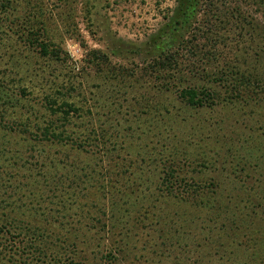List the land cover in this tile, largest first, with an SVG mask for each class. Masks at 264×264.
Here are the masks:
<instances>
[{"label":"rangeland","instance_id":"374dc122","mask_svg":"<svg viewBox=\"0 0 264 264\" xmlns=\"http://www.w3.org/2000/svg\"><path fill=\"white\" fill-rule=\"evenodd\" d=\"M176 6L177 0H12L13 16L27 18L50 50L62 51L60 57L44 56L19 35L2 33L0 25V80L30 93L20 97L26 109L18 110L41 121L44 97H59V88L85 109L69 135L86 140L103 126L116 147L105 145L87 156L66 145L31 143L29 137H7L11 142L3 145L6 138L0 137V220L35 216L37 225H45L54 214L59 228L80 239L87 237L85 226L92 227L89 236L102 238L96 249L103 253L127 236V253L119 254L117 264H264V103L195 110L160 94L151 76L153 38L173 20ZM248 10L264 23L262 9ZM250 40L237 35L218 51L235 60L240 49L251 50ZM160 102L171 117L145 116L148 104L156 108ZM224 160L238 166L236 180L232 172H216ZM173 162L182 177L195 176L203 188L212 187L209 178L219 174L224 189L236 188L233 199L227 192L220 204L204 207L156 192L146 202L144 191L160 187L162 171ZM151 163L154 173L146 167ZM109 216L108 238V228L97 222ZM9 232L0 228V264H52L28 246V232L19 240V231ZM65 247L52 249L62 253Z\"/></svg>","mask_w":264,"mask_h":264},{"label":"trees","instance_id":"16d2710c","mask_svg":"<svg viewBox=\"0 0 264 264\" xmlns=\"http://www.w3.org/2000/svg\"><path fill=\"white\" fill-rule=\"evenodd\" d=\"M256 7L264 11V0H177L173 20L163 30L164 32L161 31L153 38V56L148 53L153 59L151 76L158 82L160 94L168 96L171 94L177 97L181 104H185L186 109L195 110L213 111L230 104L241 103L243 107L262 105L264 103V56H262L264 55V23L250 16L249 10L245 11V8ZM0 8L2 33L10 32L17 37L19 35L25 40L27 47L38 48L44 56H62L60 47L50 50L49 44L39 39L40 36L35 32L33 24L28 25L27 18L13 16L15 9L12 7V0H1ZM6 13L9 16L4 17ZM8 18L11 21L7 22ZM14 19H17L19 23H15ZM237 35L242 38L250 36L251 52L242 48L240 51L237 50L241 54L234 56L235 60H230L228 56H222V51L220 53L218 49L223 44L225 47L227 42ZM5 48H12V45L6 44ZM184 52H188L187 54L191 56H183ZM57 60L60 61L61 58ZM6 84V81L0 80V137L6 138L3 145L11 142L7 137H22L23 141L29 137L27 139L31 143L66 145L73 150L83 151L87 156H93L97 150L104 149L105 145L110 148L109 150H114L111 149L112 144L113 148L116 147L113 137L108 136L107 131L101 130L103 126H100V132L96 130L95 135L89 136L90 138L86 140L69 135L72 121L84 117L85 109L78 106L71 98H66L59 88L55 91L58 92L59 97L54 95L44 97L46 111L41 117L42 120L39 121V119L33 120L32 114L18 110L19 107L26 109L24 104L20 105V97L25 98L27 94H30L27 88H12ZM70 90H73L72 86ZM107 99L111 100L113 97L108 96ZM160 105L155 108V105L148 104L145 107V116L154 112L169 117L173 115V112L166 108L165 103L160 102ZM90 111L91 108L88 112ZM180 115L183 120L184 111ZM142 134L147 133L142 131ZM3 150L5 153L9 151L8 148ZM173 163L175 164L166 166L164 172L162 171L161 175L164 173V176L159 178L161 179L160 187L148 188L144 191L148 195L146 202L151 203L152 196L160 192L163 197H173L187 203L193 199L199 205L213 207V203L220 204L224 196L228 197L236 189H224L217 178L224 171H227V175L232 172L233 180L238 178L239 171L236 169L238 166L234 160H224L223 169L216 171L220 173L209 178V182L211 181L209 185L212 187L206 188L201 187L195 176L182 177L180 168H177L179 164ZM152 166V163L146 165L154 173L155 169H152ZM144 175L145 173L142 174V181L148 179ZM203 181L207 180H202L201 183ZM230 196L233 199V194ZM116 205L112 204V213ZM217 211H223L221 206L217 208ZM108 213L109 211H106L105 217ZM49 217L51 219L46 218L45 225L42 222L37 225L38 219L35 216L28 221L8 218L0 220V228L1 230L6 228V233H10L11 229L15 232L19 231L17 234L19 236L15 238L18 240L23 232H28L30 237L28 246L37 249L42 255L43 262L52 264H117L119 254L127 253V245L123 243L127 236L123 237L122 241H114V244L117 243L114 250L103 253V250H97L101 247L97 240L100 241L102 238H96L94 241L89 236L88 232H91L92 227L85 226L88 229L87 237L80 239L72 236L69 230L59 228L54 214ZM112 222L110 216L106 222L103 219L97 222L102 229L108 228V238ZM113 228L118 229L117 226ZM19 243L24 242L19 241ZM49 243L54 246L48 247ZM79 243L81 248L78 246ZM60 244L66 246L65 249L63 248L62 253L55 252L56 249L52 248L59 247Z\"/></svg>","mask_w":264,"mask_h":264}]
</instances>
